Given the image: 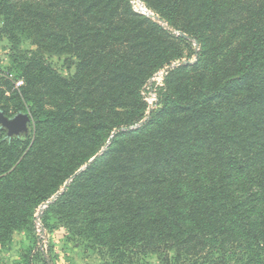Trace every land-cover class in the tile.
<instances>
[{"label":"trees","instance_id":"obj_1","mask_svg":"<svg viewBox=\"0 0 264 264\" xmlns=\"http://www.w3.org/2000/svg\"><path fill=\"white\" fill-rule=\"evenodd\" d=\"M145 1L188 37L172 39L127 0H0L10 50L21 39L36 47L12 54L16 74L0 71V111L31 120L27 135L0 129V242L31 231L38 205L111 130L144 116L137 89L181 57L179 42L194 53L191 38L197 60L169 72L160 107L117 134L44 214L111 264L147 253L162 264H264V0ZM47 52L73 53V76Z\"/></svg>","mask_w":264,"mask_h":264},{"label":"rangeland","instance_id":"obj_2","mask_svg":"<svg viewBox=\"0 0 264 264\" xmlns=\"http://www.w3.org/2000/svg\"><path fill=\"white\" fill-rule=\"evenodd\" d=\"M127 2L133 13L141 18L152 20L161 29L171 34L173 36L171 37L172 39L185 37L183 35L185 33L174 25L173 22L170 23L158 15L155 5H149L145 0H127ZM188 39L196 46L194 53H192L190 47L187 48V45L179 42L175 54L181 52V57L180 55H176L169 63L155 68L137 89V99L145 110L144 116L131 125L111 130L104 144L97 148L96 153L89 158L87 163L80 166L48 200L38 205L34 214V225L31 231H27L26 229L15 230L8 240L0 242V264H45L46 262L48 264H111V258L106 254L105 250H100L97 246L94 247V242L89 237L79 235L76 229L67 223V220L65 221L55 215L54 212L44 214L45 209L64 192L77 173L93 162L96 156L104 152L117 134L139 129L150 118L151 112L160 107L157 103L158 93L161 88H164L169 72L181 65L191 64L197 60L198 54L197 56L195 54L198 47L195 41L191 38ZM35 48L28 40L21 39L18 48L12 52L9 41L5 36L0 34V71L3 73L11 71L16 74L15 69L12 68V54L29 55ZM45 57L60 75L71 77L75 73L78 61L73 53L55 54L47 52ZM185 61H188V63H184ZM8 77L14 80L15 87L23 84L22 79H15L13 74L9 73ZM18 81L21 83L17 84ZM124 108L123 105L118 104L120 112H126ZM127 108V111H130V106ZM128 114L129 112L123 117L126 118ZM48 201L49 203L47 204ZM171 256H174L173 252H171ZM133 264L162 263L156 254L147 253L141 257V261L137 262L136 260Z\"/></svg>","mask_w":264,"mask_h":264},{"label":"water","instance_id":"obj_3","mask_svg":"<svg viewBox=\"0 0 264 264\" xmlns=\"http://www.w3.org/2000/svg\"><path fill=\"white\" fill-rule=\"evenodd\" d=\"M153 17L157 18L155 16ZM183 35L187 37L185 34ZM195 43L197 44V42ZM195 55L197 56V50ZM184 63H188V61H185ZM30 125V117L24 112H17L11 116H7L3 114L2 111H0V129H3L5 131V136L8 138L13 136L20 137L23 135H27L30 131ZM48 203L49 201L47 202V204Z\"/></svg>","mask_w":264,"mask_h":264},{"label":"built area","instance_id":"obj_4","mask_svg":"<svg viewBox=\"0 0 264 264\" xmlns=\"http://www.w3.org/2000/svg\"><path fill=\"white\" fill-rule=\"evenodd\" d=\"M20 83H21L20 81L17 82V84H20Z\"/></svg>","mask_w":264,"mask_h":264}]
</instances>
